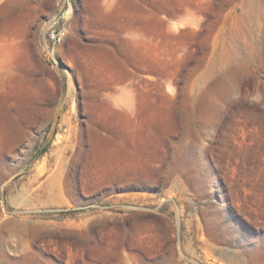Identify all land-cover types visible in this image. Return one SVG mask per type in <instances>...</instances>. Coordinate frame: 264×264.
I'll list each match as a JSON object with an SVG mask.
<instances>
[{
	"label": "rangeland",
	"instance_id": "rangeland-1",
	"mask_svg": "<svg viewBox=\"0 0 264 264\" xmlns=\"http://www.w3.org/2000/svg\"><path fill=\"white\" fill-rule=\"evenodd\" d=\"M9 86L0 264H264L263 1L0 0Z\"/></svg>",
	"mask_w": 264,
	"mask_h": 264
},
{
	"label": "bare ground",
	"instance_id": "bare-ground-1",
	"mask_svg": "<svg viewBox=\"0 0 264 264\" xmlns=\"http://www.w3.org/2000/svg\"><path fill=\"white\" fill-rule=\"evenodd\" d=\"M261 1L264 2V0H261ZM60 43H61V41H60ZM16 99H17V94H16L15 89L13 87H11V86H9L8 88L0 87V108L2 106L5 107L6 108L5 110L11 116L16 115L20 110L19 106L16 103Z\"/></svg>",
	"mask_w": 264,
	"mask_h": 264
},
{
	"label": "built area",
	"instance_id": "built-area-1",
	"mask_svg": "<svg viewBox=\"0 0 264 264\" xmlns=\"http://www.w3.org/2000/svg\"><path fill=\"white\" fill-rule=\"evenodd\" d=\"M49 38L53 43H60L61 39H62V35L59 31H57L56 29L52 28L49 30Z\"/></svg>",
	"mask_w": 264,
	"mask_h": 264
}]
</instances>
